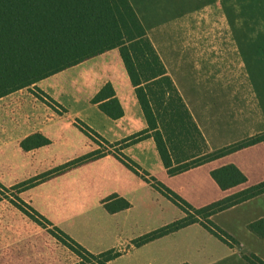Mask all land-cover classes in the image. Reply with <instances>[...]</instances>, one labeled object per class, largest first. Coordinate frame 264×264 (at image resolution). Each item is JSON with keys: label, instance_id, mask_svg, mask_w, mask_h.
I'll return each instance as SVG.
<instances>
[{"label": "crops", "instance_id": "crops-1", "mask_svg": "<svg viewBox=\"0 0 264 264\" xmlns=\"http://www.w3.org/2000/svg\"><path fill=\"white\" fill-rule=\"evenodd\" d=\"M107 83L112 86L123 111V116L117 120L110 119L97 105L91 103ZM32 87L48 95L65 109V113L58 115L48 109L47 121L34 130L29 126H33L34 122L27 120L26 125L30 131L18 138L16 148L19 153L31 155L32 162L42 166L34 171L28 167V177L44 173L97 149L74 126L76 119L88 125L110 144L147 127L117 49L45 78ZM176 88L200 130L208 152L264 132L262 128L244 130L241 124L232 122L228 125L222 122L211 124L210 113L203 107L207 101L199 97L194 102L193 96L189 94V85L183 86L179 82ZM34 134H41L50 143L28 152L23 151L20 143ZM123 154L196 209L264 181L262 143L174 176L167 174L151 138L126 147ZM229 165L236 167L245 176L246 182L223 191L210 173ZM28 168L18 165L16 174L21 175ZM113 196L128 202L130 208L109 213L105 202ZM20 198L90 254L120 251L121 255L108 264H248L241 257L240 250L252 253L264 261V240L247 229L250 223L264 218V194L211 217L213 223L239 242L238 249H230L198 224L141 247L128 248L132 240L179 220L184 214L111 155L53 177L24 191ZM107 205L114 209L111 201ZM35 241L36 245L32 246L35 253L26 264H74L77 261L73 253L59 248L57 241L48 234L35 235Z\"/></svg>", "mask_w": 264, "mask_h": 264}, {"label": "trees", "instance_id": "trees-1", "mask_svg": "<svg viewBox=\"0 0 264 264\" xmlns=\"http://www.w3.org/2000/svg\"><path fill=\"white\" fill-rule=\"evenodd\" d=\"M114 49L118 50L134 88L146 129L110 144L76 119L74 126L97 149L10 188H0L14 193L10 203L34 223L44 228L52 227L50 234L78 258L79 262L75 264H108L121 252L109 250L90 254L23 201L20 194L83 164L111 155L184 214L183 218L132 240L128 248L141 247L198 224L230 249H238L239 242L213 223L211 217L264 194V181L196 209L123 154V150L151 138L167 174L174 176L249 146L264 145V133L208 152L200 130L128 0H0V99ZM35 91V97L41 102L54 111L65 113V109L48 95L37 88ZM91 103L112 120L123 116L109 83ZM49 143L41 134H34L23 140L20 148L28 152ZM210 175L223 191L246 182L245 176L232 165L213 170ZM110 201L114 209L107 205ZM105 208L109 213H115L130 208V204L113 196L105 202ZM247 229L264 240V218L250 223ZM240 254L248 264H264L252 253L240 250Z\"/></svg>", "mask_w": 264, "mask_h": 264}, {"label": "rangeland", "instance_id": "rangeland-1", "mask_svg": "<svg viewBox=\"0 0 264 264\" xmlns=\"http://www.w3.org/2000/svg\"><path fill=\"white\" fill-rule=\"evenodd\" d=\"M128 1L174 84L189 85L194 102L199 97L207 101L203 107L211 124L264 129V0ZM35 94L30 87L0 99V186L5 188L34 177H28L30 168L42 167L31 155L19 153L15 144L30 131L27 120L34 122L29 125L34 130L49 117L51 108ZM18 165L30 168L17 175ZM0 196V264H26L35 253V235L55 239L53 229L16 209L10 203L12 191L0 188Z\"/></svg>", "mask_w": 264, "mask_h": 264}]
</instances>
